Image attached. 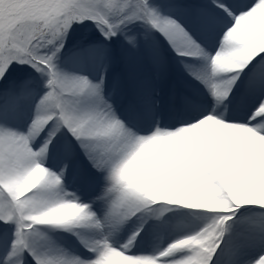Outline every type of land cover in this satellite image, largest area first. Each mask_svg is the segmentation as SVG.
<instances>
[{
	"label": "snow or ice",
	"instance_id": "1",
	"mask_svg": "<svg viewBox=\"0 0 264 264\" xmlns=\"http://www.w3.org/2000/svg\"><path fill=\"white\" fill-rule=\"evenodd\" d=\"M74 24L94 26L79 45L98 54L95 79L57 63ZM153 33L178 56L205 61L192 75L207 95L193 98L178 126L157 123L145 134L118 115L104 87L111 65L130 64L142 47L159 74ZM16 65L43 79L24 131L7 126L6 105L32 83H10ZM242 97L251 102L237 112ZM61 128L102 173L92 203L64 188L71 144L59 172L43 163ZM172 209L209 218L163 247L140 241L144 224L163 227L167 215H141L126 238L114 235L142 210ZM255 217L264 218V0H0V264H217L221 252L239 251L234 237L252 232ZM41 226L72 233L84 251L39 247L37 238L48 239ZM246 264H264V252Z\"/></svg>",
	"mask_w": 264,
	"mask_h": 264
},
{
	"label": "bare ground",
	"instance_id": "2",
	"mask_svg": "<svg viewBox=\"0 0 264 264\" xmlns=\"http://www.w3.org/2000/svg\"><path fill=\"white\" fill-rule=\"evenodd\" d=\"M186 23H190V21L186 20ZM200 38L205 45L209 46L207 37L201 36ZM146 39L151 46L155 47L162 59L161 70L159 74H157L156 69L152 65L151 54L149 50H147L148 48L144 51L136 53L128 65H125L120 60L114 62L110 68L111 75L106 76L104 87L105 98L110 101L113 107L118 105L119 101H123L127 108H131L133 104L129 102V96L140 98L139 102H143L145 100L155 98V95H163V93L167 90L172 91L174 84H178L181 87V90L185 89L191 94L193 92L192 95L196 98L207 95L205 86L192 75L193 71L201 68V66L197 65V61L199 59L178 56L172 48L168 46L167 41H165L159 33H153L152 36H149ZM78 43L79 42L67 48L63 54L59 56V66L65 69H77L91 75L94 79L97 78L100 71L98 54L93 51L82 50V46ZM113 47L114 49L118 48V44ZM117 77L122 81V86L119 89H114L113 78ZM153 78L158 81L154 86L148 84V79ZM25 80H31L32 83L19 92L17 96L13 98L11 104L6 105L8 113L7 124L12 128H16L21 131L26 130L27 124L33 116L36 103L34 100H37L44 91L43 85L36 84L35 82L37 81H34L30 77L18 82L12 80L10 83L15 85ZM129 83L133 85L132 88ZM112 92H114V95ZM36 95H38V98L34 99L37 97ZM250 102L251 99L248 97L240 98L235 104L236 111L240 112ZM116 112L119 116H121L119 111ZM175 112H178V109H175ZM123 120L138 132L146 134L150 131L149 128L136 127L131 120ZM175 126L178 125H170L168 127ZM65 131V129L61 128L57 133L58 139L55 146L50 150L49 154L45 155L43 163L47 167L52 168L54 171L59 172L60 166L58 165V162L61 159H64L62 165L65 163L68 158L66 148L69 144H71L72 152L70 156V164L64 174V184H70L78 171V165L83 167L84 174H88L89 176L96 178L97 175L101 173L94 172L92 170L90 171L89 164L91 163L84 155L83 150L79 148V145L72 140L71 137L64 135ZM33 143L34 146H38L35 142ZM169 211L165 212V214L169 215ZM187 213L193 214L188 215ZM158 218L159 215L156 219ZM201 218H203V214H197L194 210H185V214L179 216V219L173 220L167 224L169 229L167 230L163 240L160 241V245L164 246L173 240L172 235L175 233L181 232L182 235H185L187 232L199 228L197 224L201 221ZM130 220L124 222L122 225H130ZM248 223L253 231L246 234L244 237H234L237 243L241 244L240 250L246 247L245 250H242L241 252L239 251L243 255L238 258L239 261L245 258L248 253L259 255L264 252V218H259L258 220L250 219ZM155 229L157 232H160L162 227ZM41 230L46 232L48 239L37 238V245L43 241L48 244L49 242H54L56 245L60 244L61 248H65L70 252L74 251L72 246L68 244L63 237L56 239L50 236L51 233V235L56 237V232L63 230L50 229L46 226H41ZM232 258L233 251L231 249L226 252H221L219 256L216 257L217 264H229V261ZM28 264H31V257H28Z\"/></svg>",
	"mask_w": 264,
	"mask_h": 264
},
{
	"label": "rangeland",
	"instance_id": "3",
	"mask_svg": "<svg viewBox=\"0 0 264 264\" xmlns=\"http://www.w3.org/2000/svg\"><path fill=\"white\" fill-rule=\"evenodd\" d=\"M168 14H171V13H168ZM71 30H73V31H71ZM94 30H95L94 26L85 27V26L74 24L72 29H70V31H69V35L74 34V32H79L80 34L79 35L74 34V36L72 37L71 41L66 45L65 49L62 51L61 55L69 47L68 45H70L71 42L77 41L79 38H81L85 34H91ZM97 35H98V33H97ZM205 47L209 48V46H207V45H205ZM145 49L146 48L142 47L141 51H144ZM147 50H149V49H147ZM209 51H214V50L209 48ZM58 61H59V59H58ZM58 61H57V63H58ZM204 64H205V61L202 58L197 61V65H199L201 67ZM20 66H22V65H16L15 69H18ZM23 66L24 67L22 69H26L28 67L27 65H23ZM29 77L32 78L34 81H37V82H35L36 84L43 85V79L40 77L39 73L30 74V73H27V72H24V71H22L20 74H12L11 78H10V82L12 80L18 82V81H21V80H23L25 78H29ZM36 96L37 97H35L34 99L38 98V95H36ZM34 101H36V100H34ZM7 126L10 127V125H8V124H7ZM96 194H97V192L96 191H91L90 187L89 188L83 187L79 193H76V195L79 197V199L81 201H83V202H86V203H91L90 201L93 200V198L96 196ZM96 203H98V202H96ZM208 218L209 217L206 214H203V218H201V221L197 224L198 227H201L204 223H206L208 221ZM259 218L260 217H255V218H251V220H258ZM67 234H72V233L66 232V231H57L56 232V237L51 235V233H50V236H52V237H54L56 239L57 238H61V237H63L65 239ZM179 236H182L181 232L180 233H175L174 235H172V239H176ZM249 237H250V234H249ZM38 246L39 247H47V246H49V244L46 243L45 241H43L40 244H38ZM57 246L60 247L61 245L59 244ZM245 249H246V247L242 248L241 250L239 249V251L241 252L242 250H245ZM239 251L238 252H233V258L229 261V264H246L247 261L254 260L255 258L258 257V255H256V254H250L249 253V255H247L245 258H243V259H241L239 261L238 258L242 255Z\"/></svg>",
	"mask_w": 264,
	"mask_h": 264
},
{
	"label": "trees",
	"instance_id": "4",
	"mask_svg": "<svg viewBox=\"0 0 264 264\" xmlns=\"http://www.w3.org/2000/svg\"><path fill=\"white\" fill-rule=\"evenodd\" d=\"M71 31H73V30H71ZM75 33H78V32H74V34H75ZM74 34L69 35V39H68V40H70V39L73 37ZM68 40H67V41H68ZM22 67H23V65L20 66L18 69H14L12 73H20V70H22Z\"/></svg>",
	"mask_w": 264,
	"mask_h": 264
}]
</instances>
